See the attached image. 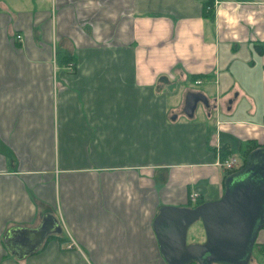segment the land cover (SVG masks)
<instances>
[{"label":"crops","instance_id":"0c3cea01","mask_svg":"<svg viewBox=\"0 0 264 264\" xmlns=\"http://www.w3.org/2000/svg\"><path fill=\"white\" fill-rule=\"evenodd\" d=\"M203 1L0 0V264H167L158 208L216 199L221 152L264 144V0ZM48 212L69 241L17 258L7 229Z\"/></svg>","mask_w":264,"mask_h":264},{"label":"water","instance_id":"95a60500","mask_svg":"<svg viewBox=\"0 0 264 264\" xmlns=\"http://www.w3.org/2000/svg\"><path fill=\"white\" fill-rule=\"evenodd\" d=\"M197 102L207 104L199 91L184 94L182 111L191 116ZM199 219L204 236L186 242L188 226ZM264 226V144L252 148L242 166L223 177L219 197L193 206L161 205L152 219L159 252L167 264H246L259 228ZM61 225L46 213L35 226L12 225L3 241L17 258L37 250Z\"/></svg>","mask_w":264,"mask_h":264},{"label":"trees","instance_id":"16d2710c","mask_svg":"<svg viewBox=\"0 0 264 264\" xmlns=\"http://www.w3.org/2000/svg\"><path fill=\"white\" fill-rule=\"evenodd\" d=\"M212 8V0H204L203 2H202V15H204V16H208L210 13H211V9ZM255 49L261 54V55H263V58H264V42H256L255 44ZM72 56H67V55H64V54H58V56H57V59L61 62V61H67L68 59H70ZM72 63V62H71ZM195 79V78H194ZM249 142H247L246 143V145L249 143V145L247 146V147H245L244 148V150H243V152H242V154H241V157H242V162H241V165L240 166H242V164L244 163V161H245V159H246V155H247V153L252 149V148H254V147H256V146H258V145H261V144H257V143H255V142H251L250 143V141L251 140H248ZM227 153H229L228 151H222L221 152V154L222 155H227ZM224 156V157H225ZM223 157V158H224ZM239 166V167H240ZM229 172H231V171H225L224 172V175H223V177L225 176V174H227V173H229ZM199 202H202L201 200H199V199H197L194 203H193V205L194 204H197V203H199ZM61 231V230H60ZM60 231L58 232V233H50L46 238L48 239V237H54L55 239H57L58 241H59V243L61 244L62 242H64V241H69V238H66V236H64V235H62L61 233H60ZM259 251L261 252V253H263L264 254V243L263 244H260L259 245ZM188 264H196V262H194V261H191V262H189Z\"/></svg>","mask_w":264,"mask_h":264},{"label":"built area","instance_id":"2783aa9c","mask_svg":"<svg viewBox=\"0 0 264 264\" xmlns=\"http://www.w3.org/2000/svg\"><path fill=\"white\" fill-rule=\"evenodd\" d=\"M216 3V1L214 0L213 4ZM17 37H20L19 34H16ZM68 68L71 69L72 63L68 62ZM196 82H198L199 80H195ZM239 155L237 154H229L226 157L217 160L216 163L217 165H219L223 170L225 171H233L236 168H238V166L241 164V159L239 161ZM238 161V162H237ZM238 163V165H237ZM196 197H197V192L195 190H192L189 194H188V199L191 202H195L196 201ZM74 242L72 240H70V243H67L66 246H71Z\"/></svg>","mask_w":264,"mask_h":264},{"label":"rangeland","instance_id":"374dc122","mask_svg":"<svg viewBox=\"0 0 264 264\" xmlns=\"http://www.w3.org/2000/svg\"><path fill=\"white\" fill-rule=\"evenodd\" d=\"M240 107L242 108L243 106L240 105ZM198 110H200V109H197V112H199ZM211 130H212V128H211ZM206 140H208V138H206ZM250 143H251V141H250ZM239 161H240V159H239ZM237 165H238V163H237ZM202 229H203V227H202L200 220L199 219L194 220L187 228L186 237H185L186 242L190 243V242L201 241L203 239V235H204V233L202 232Z\"/></svg>","mask_w":264,"mask_h":264}]
</instances>
